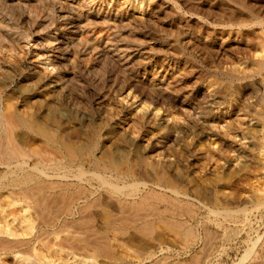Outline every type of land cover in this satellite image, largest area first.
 I'll use <instances>...</instances> for the list:
<instances>
[{
	"label": "rangeland",
	"instance_id": "obj_1",
	"mask_svg": "<svg viewBox=\"0 0 264 264\" xmlns=\"http://www.w3.org/2000/svg\"><path fill=\"white\" fill-rule=\"evenodd\" d=\"M72 1L56 0L58 5L64 4L62 6ZM235 1L92 0L93 6L87 11L68 13L62 7L65 11L62 10V14L59 9H53L50 0H0V110L5 112L9 107L8 112L38 119L57 136L63 135L66 141L71 138L72 143L86 145L88 150L94 147L89 160L91 164L79 160L73 162L74 165L59 157L61 150L58 151L60 154L55 152L58 154L54 155L57 147L45 143L43 137L30 131L19 133L21 138L32 143V147H28L33 150L35 147L34 151L38 153V157L30 158L29 165H40L37 169H43L51 176L44 175V180L53 178L52 181L58 183L70 182L67 184L71 191L81 192L77 202L81 206L84 200L86 203L93 199L105 205L95 207V204L92 210L97 215L95 223L101 230L99 234L103 239L107 236L106 242L112 240L107 243L114 244L111 245L115 256L98 257L93 262L91 258L78 255L83 261L78 260L75 264H139L140 259L135 261L139 257L136 258L135 253L139 254L141 248L140 251L146 252L155 246L159 251L158 260H145L143 264L264 262V122L259 116L264 110V87L259 84V74L252 69L254 60L264 53L260 43L262 30L259 26L238 27L231 21V16L238 11ZM246 1L254 3L257 0ZM51 53L59 61L53 72L55 78L48 81L41 67H32V60L39 56L44 59ZM47 145L52 147L49 151L55 147L53 156L57 161V157L61 160L52 162L60 163L61 169L69 168L68 171L55 168L57 166L51 161L48 164L47 159H43L46 166L40 162L45 154L51 153L42 152L40 157L41 149L48 150ZM92 154L99 160L107 158L102 163L108 166L104 170L101 167L95 169ZM110 158L117 160L113 163H119V166L124 163L125 170L120 166L123 172H132L133 176L129 177L126 172L127 175L115 173L109 166ZM149 162H159L156 169L176 179L187 194L177 197L165 182L158 183L157 172L156 175L152 173L155 164L152 170ZM68 164L73 165L69 167ZM80 164L87 171L86 176L81 177V171L78 172ZM8 170L0 164L1 173H9ZM55 170L57 173L53 172ZM30 171L37 173L36 176L39 174L36 168ZM92 172L105 175L121 187L137 183L138 191L133 195L135 197H126L128 190H123V196L118 195L109 185H102L103 181L100 182L99 176ZM9 174L3 177L4 180L0 177L3 187L10 182L6 178L12 180ZM195 187L202 195L193 193ZM1 189L0 212L5 208L9 210L12 200L8 188ZM153 190L157 192L155 196ZM55 192L57 190L52 193ZM145 193L154 203L148 200L149 204L162 213L159 217L153 209L151 212L155 215L150 212L146 216L151 222L156 218L152 239L139 231L133 235L142 222L127 228L106 222L104 216H109L112 210L113 215L120 216V202L140 201ZM173 201L181 204H176L179 209ZM224 205L229 208H223ZM103 206L108 213H104L107 210ZM226 212L233 213L231 216L235 218H226ZM69 219L72 218L61 217L57 222L59 227H53L54 230H59L60 224ZM175 220L185 225L183 233L186 228L196 235L194 240L188 239L190 245L183 233L182 238L180 231L177 234L176 229L169 226ZM28 227L25 226L26 230ZM45 227L42 228L43 244L34 243L43 253V264H71L72 258L65 249H57V234L53 233V228ZM73 228L84 231L78 225ZM121 229L128 231L124 233ZM162 229H166L165 233L168 230L167 233ZM63 232L60 234L64 235ZM157 235L161 239L156 238ZM123 240L127 245L122 243ZM10 259L7 264H17Z\"/></svg>",
	"mask_w": 264,
	"mask_h": 264
},
{
	"label": "bare ground",
	"instance_id": "obj_2",
	"mask_svg": "<svg viewBox=\"0 0 264 264\" xmlns=\"http://www.w3.org/2000/svg\"><path fill=\"white\" fill-rule=\"evenodd\" d=\"M19 1V0H17ZM51 1V5L53 6V9H59L58 11H62L63 8L65 7V11H67L68 13H71V12H78V11H83V10H86V9H90L91 8V5H92V0H73L72 2L70 3H67L65 6H62L64 4H60L58 5L56 0H50ZM95 1V0H94ZM104 1V0H103ZM234 1V0H233ZM250 1V0H249ZM48 2V1H47ZM60 3V2H59ZM235 3H237L238 5V11L236 13H234L232 16H231V21H233L236 25H238V27H250V26H259V28L262 30L261 33H262V37L260 38V43H261V47L262 49L264 50V0H257L255 1L254 3H250L246 0H236ZM93 6V5H92ZM63 7V8H62ZM135 8V7H134ZM111 9V8H110ZM64 11V10H63ZM64 11V12H65ZM87 11V10H86ZM84 11V12H86ZM93 11V10H92ZM147 11V10H146ZM204 11V10H202ZM227 11V10H226ZM89 12V11H88ZM105 12V11H104ZM107 12V11H106ZM208 12V11H207ZM62 13V12H61ZM135 13V12H134ZM143 13V12H142ZM232 13V12H231ZM63 14V13H62ZM67 14V13H65ZM91 14V13H90ZM117 14V12H116ZM120 14V12H119ZM123 14V13H122ZM142 15V14H141ZM145 15V14H144ZM148 17L150 16V13L147 12L146 14ZM230 15V14H229ZM66 16V15H65ZM113 16V15H112ZM136 16V15H135ZM106 17V16H105ZM116 17V16H115ZM145 17V16H144ZM100 18V17H99ZM122 18V17H121ZM134 18V17H133ZM140 18V16H139ZM147 18V17H146ZM151 18V17H150ZM115 19V18H114ZM132 19V18H131ZM144 19V18H143ZM142 18L140 20H143ZM121 20V19H120ZM134 20V19H133ZM146 20V19H145ZM149 20V18H148ZM230 20V18H229ZM70 21V20H69ZM72 21V20H71ZM116 21V20H115ZM72 24V23H71ZM232 24V23H230ZM234 24V25H235ZM65 25V24H64ZM113 27V26H112ZM258 28V27H257ZM259 29V30H260ZM62 33V36L64 35V33L61 31ZM60 38V36H59ZM56 39V38H55ZM56 41V40H55ZM59 41V39H58ZM53 44V43H52ZM51 44V45H52ZM57 44V43H56ZM25 47H28L27 45ZM30 47V46H29ZM27 49V48H26ZM29 50V49H28ZM263 53V51H262ZM258 59H253L254 60V63L252 64V69L254 70L253 72L255 74H259V84L260 86L262 85L264 87V53L263 54H260V56L257 57ZM59 58H57L56 56L52 55H49L48 57L46 56V58L43 59V57H37V58H34V60H32L34 63H32V67H41V69H43L44 73L43 75L45 74V79L48 80V81H51L52 80V77H54L55 75L53 74L54 70L56 69L55 67L57 66L56 64L58 63V60ZM247 67V66H246ZM36 70V69H34ZM40 70V69H39ZM41 72V71H40ZM42 73V72H41ZM247 74V73H246ZM239 75V74H238ZM237 75V76H238ZM250 75V74H249ZM261 75V76H260ZM235 76V75H234ZM240 76H242L240 74ZM239 77V76H238ZM55 78V77H54ZM232 79V77H230ZM244 78V77H243ZM237 79V78H236ZM241 79V78H240ZM54 80V79H53ZM67 80V79H66ZM232 81V80H231ZM237 81H239L237 79ZM55 96V95H54ZM60 96V95H59ZM9 107H7L8 109ZM3 112V110L0 112V164H3L5 166H7V168L9 169L8 171H10L9 173L6 171V174H3L0 172V177L2 178V180H4V176L6 177L8 174L10 176H12V180H10L11 178H6L8 181L9 184L5 187H3V184L1 185V178H0V189L2 188H8L7 190L9 191V194L10 196L12 197V200L9 201V206L11 207L9 210L8 209H2V211L0 212V264H7V260H9L10 258H12V260H14L17 264H43V253L39 250H37L35 247V244L36 241L37 243L38 242H43V226H46V227H49L50 229H52L53 227L55 228V226H57V222H60V218L61 217H64V216H68L69 218L71 217L72 219H69L68 220H65L64 223L61 225L60 224V231L56 228V230H54V228L52 229L53 230V233L54 234H57L56 236V239H57V243H56V247L57 249L61 250V249H65L66 253L68 256H70L72 258V262L71 264H75L77 263L76 261L78 260H82V258H79L78 255L80 256H84V257H88V258H91L90 260L94 262V260L98 257H110L112 256H115V252L112 248V245L114 244H108L107 242H109V240L106 242V237H104L103 239V236H101L99 233H101L100 229H98V226L97 224L95 223L96 219H97V215L96 213L92 210V207L95 205V207L97 205H104V203H101V202H97L98 200H95V201H87L85 203L86 200H84V204L83 206H81L78 202L79 200V197H81L80 195H78L79 193L81 192H77L79 189L77 187V193L75 194L73 191H71V189H69V183L66 182V183H62V182H55V181H52V179H46L44 180L43 179V176L45 175L46 177L50 178L51 176L47 173V172H44L45 170L43 169H37L38 167H40L39 163L41 161H43V159H47V163L50 164L49 162L51 161V164H55V168H60L59 167V164L58 163H53L55 160H56V156L54 157L53 156V153L52 151H54L55 147L53 148V150L51 151V153H49V147L51 146H48L50 145L49 143H51L53 146H56V150L57 151H54V155H57L59 152V150H61L60 152L62 153V155H60L59 157H62L66 160V162L68 163H73V162H82L84 160L86 161H89L90 160V156H91V151L94 147L90 148V150H88V146L87 148H85V146H81L80 144L77 145V144H74L72 143V139L70 138L69 140L71 142L66 141L65 138L62 136H57L52 130H50L47 126H45L46 124L43 123L41 124L39 121H37L38 119H35V120H32V119H27L25 117H23L22 115L20 116L18 113H15V112H8L10 111L8 109V111ZM257 115V114H256ZM259 116L261 117L260 119L263 120L264 122V110L261 111V113L259 114ZM258 117V116H257ZM42 120V119H41ZM45 124V125H44ZM165 128V127H164ZM163 128V129H164ZM74 130V129H73ZM22 131H30L32 134H36L37 136H40V137H43V141H47L48 145L46 146L48 148L45 149L46 151H44V149H41V153H40V149H38L39 153H40V157L43 155L42 152H44V154L47 152L49 154H45L42 158V160H40V162L37 164L39 166H30L29 165V161H30V158H32L33 155L37 156L38 157V153L35 150V147H34V150L31 148L32 147V143L30 142L29 144V140L26 139V138H21V136H19L20 132ZM35 136V135H34ZM39 137V138H40ZM68 137V136H67ZM166 138V137H165ZM41 139V138H40ZM42 140V139H41ZM165 141V140H164ZM46 143V142H45ZM44 143V144H45ZM164 144V142H163ZM28 145H30L31 149L28 147ZM46 145V144H45ZM159 147V146H158ZM52 148V147H51ZM60 148V149H59ZM43 150V151H42ZM55 152H58V153H55ZM60 154V153H59ZM104 155V154H103ZM92 157L93 159H91V161L93 162V165H95V169H98V168H103L104 170V167L108 166L106 165L105 163H102L104 162V160H107V158L105 159L104 157V160L101 158V160L98 159L97 156H95L94 154H92ZM45 157V158H44ZM59 157L58 158V161H59ZM97 157V158H96ZM108 157H110V155H108ZM112 158V157H111ZM110 158V161H112ZM114 158V157H113ZM41 159V158H40ZM64 160V161H65ZM115 160V159H114ZM39 161V160H38ZM49 161V162H48ZM53 161V162H52ZM56 160V162H58ZM63 161V160H62ZM109 161V160H108ZM117 160L115 161H112L111 164H109V166L111 168H113L115 170V173H118V174H125V172H123L125 170V168L122 166L124 163L121 161L120 163H123V164H120V166H122L124 168V170H122L123 168L120 167L119 163H113V162H116ZM130 161V160H129ZM16 162V163H15ZM61 162V160L59 161ZM12 163H15L13 166H12ZM42 163V162H41ZM44 163V161H43ZM85 163V162H83ZM90 163V161H89ZM108 163V162H107ZM127 163V161H126ZM129 163V162H128ZM138 162H136V165H138L139 167V163L137 164ZM145 163V162H144ZM141 164V165H144ZM150 163V162H149ZM45 166H46V162L44 163ZM44 164H41V165H44ZM47 164V166H49ZM64 164V162H63ZM69 165L72 166V165ZM91 164V163H90ZM151 164V163H150ZM149 164V165H150ZM155 164V169L152 165ZM154 164H151V167L153 168H150V169H154V171H152V173L154 172H157L160 180L157 178L158 176H156L155 178H157L158 180V183L159 181H161L162 183L165 182V185L170 189L171 192H173L175 194V196H179L181 194H187L185 188L178 182H176L175 180H173L171 177L169 178V175L168 177L166 176L167 174H165V171H159L156 169V167L160 166V163L157 162H154ZM61 165V164H60ZM75 165V164H74ZM84 165V164H83ZM129 165V164H128ZM131 166L133 165L132 163L130 164ZM135 165V166H136ZM163 165V163L161 164ZM65 166V164H64ZM78 166V164L76 165ZM81 164L79 165L78 167V172L81 171V177L83 175L86 176V173L87 171L83 170L81 167ZM44 167V166H42ZM53 167V166H51ZM63 167V166H62ZM66 167V166H65ZM68 167V166H67ZM126 167V166H125ZM128 167V166H127ZM137 167V166H136ZM137 167V169H138ZM164 167V166H163ZM38 171V176L37 173L36 174H33V172L31 173L30 170L34 169ZM47 168V167H46ZM45 168V169H46ZM50 168V166H49ZM54 168V167H53ZM54 168V169H55ZM81 170H80V169ZM132 168V167H130ZM148 168V167H147ZM61 169V168H60ZM69 169V168H68ZM68 169L66 168H62L61 170H67ZM85 169V167H84ZM106 169V168H105ZM110 169V168H109ZM112 169V170H113ZM136 169V168H135ZM48 170V169H47ZM53 170V169H51ZM58 171V169H56ZM53 171V172H56ZM60 170V171H61ZM88 170V169H87ZM102 170V171H103ZM129 170V168H128ZM132 170V169H131ZM130 170V172H131ZM157 170V171H155ZM63 171V172H64ZM89 171V170H88ZM35 172V171H34ZM51 172V171H50ZM86 172V173H85ZM100 172V171H99ZM114 172V171H113ZM123 172V173H122ZM8 173V174H7ZM52 173V172H51ZM57 173V172H56ZM60 173V172H58ZM67 174H70L68 172H66ZM80 173V172H79ZM78 173V174H79ZM94 172H92L93 174ZM128 173V172H126ZM132 173V172H131ZM131 173H128L129 177L130 175H132ZM134 173V172H133ZM135 173H136V170H135ZM138 173V172H137ZM95 174V173H94ZM40 175V176H39ZM64 175V173L62 174ZM66 175V174H65ZM127 175V174H125ZM124 175V176H125ZM137 175V174H136ZM156 175V174H155ZM251 175V174H249ZM14 176V177H13ZM55 175H53L54 177ZM61 176V175H60ZM59 176V177H60ZM77 176V175H76ZM79 176V175H78ZM95 176H99V179L100 182H102V185L106 186V185H109V187H111L116 193H121V195L123 196V190H128L129 193H125L126 197L129 196V195H136L137 191H138V188H139V185L137 183H128L127 185H125L124 187L120 186L118 183H114V182H111L108 180V178L106 177L105 178V175H102V174H99V173H96ZM133 176V175H132ZM131 176V177H132ZM57 177V176H56ZM65 178H67L66 176H64ZM94 177V176H93ZM120 177V176H119ZM63 178V177H62ZM133 178V177H132ZM135 178V177H134ZM146 178V177H145ZM5 179V180H6ZM68 179V178H67ZM66 179V180H67ZM97 179V177H96ZM98 179V180H99ZM6 180V181H7ZM62 180V179H60ZM133 180V179H132ZM136 180V179H134ZM63 181V180H62ZM113 181V180H112ZM64 182H65V179H64ZM68 183V184H67ZM161 183V184H162ZM7 184V183H5ZM101 184V183H100ZM106 184V185H105ZM141 184V183H140ZM144 184V183H143ZM164 185V184H163ZM9 186V187H8ZM69 186V187H68ZM72 187V186H71ZM107 187V186H106ZM108 187V188H109ZM73 188V187H72ZM75 188V186H74ZM126 188V189H125ZM196 188V187H195ZM198 188V187H197ZM194 189L193 190V193L196 194V195H202V192L201 190L199 191V189ZM1 189V190H2ZM3 190H6V189H3ZM55 190H57V192L55 193H52L54 192ZM81 191V188L80 190ZM86 191V190H85ZM141 191V190H140ZM148 191V190H147ZM152 191V190H150ZM155 191V190H153ZM149 192V191H148ZM83 193V191H82ZM85 193V192H84ZM114 193V192H113ZM115 193V194H116ZM147 193V192H146ZM145 193V195H146ZM150 193V192H149ZM148 193V194H149ZM154 193V192H152ZM157 192L155 191L154 193V196ZM159 194V193H158ZM84 195V194H83ZM143 196L142 199L140 201H136V200H133L132 203H126L125 201H122L120 202V208H121V211L120 212V216H118L116 213L113 215V210L112 211H108L104 206V208L107 210L106 212H104L105 214L106 213H110L109 216H107V214L104 216L106 219L107 218V221L106 222H112L114 224H119L121 227H125L127 228L128 226L132 225L133 223H136V222H142V225L139 227L140 229H137L136 232H134L135 234L133 235H136V233H141V235H143L144 237H148V238H153V229L154 228V218L153 219V222H151L150 220H146V216H149L148 214L151 212V210L155 209L154 206L152 204L153 201H150V197H147L148 195L146 196ZM150 195V194H149ZM162 196V194H160ZM159 195V197H160ZM204 195V194H203ZM79 196V197H78ZM151 196V195H150ZM135 197V196H133ZM132 197V198H133ZM141 197V196H140ZM176 197V198H177ZM129 198V197H128ZM158 198V197H156ZM174 198V197H173ZM134 199V198H133ZM161 200L163 199V196L160 198ZM199 199V198H198ZM260 199V198H259ZM263 199V198H262ZM148 200L152 203L151 205L149 204ZM157 200V199H156ZM159 200V199H158ZM160 200V201H161ZM166 200V199H165ZM169 200V199H168ZM218 200V199H217ZM100 201V200H99ZM170 201V200H169ZM172 201V200H171ZM176 201V200H175ZM175 201H173L174 203L172 204H177V202L175 203ZM181 201V200H180ZM227 201V200H226ZM104 202V201H103ZM129 202V200H128ZM179 202V201H178ZM225 201H223V204H224ZM262 202V201H261ZM79 204V205H76ZM226 203V202H225ZM264 203V200L262 202V204ZM129 204V205H128ZM260 205V203H258ZM177 205H180L181 204H177ZM176 205V206H177ZM232 205V204H231ZM258 205V206H259ZM8 206V207H9ZM156 206V205H155ZM183 206V205H182ZM226 208L228 207L227 205H224L223 208ZM172 207V206H171ZM108 208V207H107ZM175 208V206L173 207ZM178 208V206L176 207ZM180 208V207H179ZM178 208V209H179ZM229 208V207H228ZM77 209V211H76ZM127 209V210H126ZM172 209V208H171ZM187 209V208H186ZM156 211H152L154 213H156L157 215V212L159 210L155 209ZM188 211L189 208L187 209ZM105 211V210H103ZM168 211V210H167ZM166 210L164 212H167ZM174 211V210H173ZM220 211V210H218ZM150 213L151 214H154V213ZM163 212V213H164ZM169 212V211H168ZM192 212V211H190ZM223 212L225 213V211L223 210ZM222 212V213H223ZM78 213V214H77ZM103 213V212H102ZM114 216L113 218H111L110 216L111 215ZM160 212H158V215L160 217ZM176 213V211H175ZM193 213V212H192ZM221 213V212H220ZM227 213V217L228 216L232 219H234L235 217H232L230 214V212H226ZM78 216H77V215ZM100 214V213H99ZM189 214V212H188ZM219 214V213H218ZM76 215V216H75ZM103 215V214H102ZM118 217H117V216ZM155 215V214H154ZM163 216V215H162ZM161 216V217H162ZM165 216H167L165 214ZM75 217H78V219H74ZM103 217V216H102ZM117 217V218H116ZM157 217V218H159ZM224 217V216H223ZM170 218V217H169ZM169 218H166L169 219ZM229 218V219H230ZM103 219V220H104ZM165 219V217H164ZM163 218L161 219V221L159 223H161L163 220ZM72 220V221H70ZM102 220V221H103ZM158 220V219H157ZM172 220V219H171ZM159 221V220H158ZM167 221H170V220H167ZM177 221H181V220H177ZM75 222V223H74ZM165 222V221H164ZM62 223V222H61ZM79 226V227H82V230L84 229V231L81 232V230L78 229V231L81 232L78 233V235H76L75 232H78L76 231L75 228H73L75 225ZM169 223V222H168ZM106 224V223H104ZM156 224V223H155ZM162 224V223H161ZM166 224V223H165ZM164 224V225H165ZM29 226L26 230L25 226ZM107 225V224H106ZM111 225V224H109ZM157 225H160V224H157ZM155 225V226H157ZM167 225V224H166ZM165 225V226H166ZM171 225V227L173 226L174 229H176V233L177 231L179 233V235L182 237V231H184L183 229V226H185L184 224L182 225L180 222H175L174 223H169V226ZM168 226V227H169ZM45 227V228H46ZM59 227V225H58ZM108 227V226H107ZM135 227V226H134ZM135 227V228H137ZM167 227V226H166ZM124 228V229H125ZM131 228V227H130ZM133 228V226H132ZM158 228V227H157ZM156 228V229H157ZM180 228H182L180 230ZM74 229V233H72ZM108 229V228H107ZM111 229V228H110ZM115 229V228H114ZM129 229V228H128ZM168 229V228H166ZM164 229V230H166ZM178 229V230H177ZM191 229V228H190ZM65 230L69 231L68 233L65 232ZM112 230V229H111ZM130 230V229H129ZM163 230V229H162ZM160 230V231H162ZM163 230V231H164ZM186 232L183 233V236H184V239L186 238L187 242H188V239L190 238H193L192 240H194V238L196 237V235L190 231V230H187L185 228ZM66 233H64V232ZM121 231H124L121 229ZM128 230L124 231V233H127ZM158 230V232H160ZM168 231V230H167ZM166 231V233H167ZM170 231V230H169ZM60 232H63L64 235H61ZM106 232V231H105ZM108 232V231H107ZM106 232V233H107ZM118 232H120L118 230ZM173 234L175 231H171ZM169 232V233H171ZM210 232V231H209ZM163 233V232H161ZM160 233V235H161ZM165 233V231H164ZM165 233V234H166ZM168 233V235H170ZM229 233V232H228ZM155 234H157L155 232ZM173 234H171L173 236ZM178 234V233H177ZM123 235V234H122ZM127 235V234H126ZM131 235V234H130ZM139 235V234H137ZM159 235V234H158ZM157 235V236H158ZM170 235V236H171ZM211 235V234H210ZM229 235V234H228ZM132 236V235H131ZM179 236V238H180ZM109 237V236H108ZM133 237V236H132ZM143 237V238H144ZM175 238V235L173 236ZM172 237V239H174ZM176 237L178 238V236L176 235ZM110 238V237H109ZM119 238V237H118ZM142 238V239H143ZM158 239H161L158 237H156ZM154 237V239H156ZM171 238V237H170ZM176 238V239H177ZM178 238V239H179ZM183 238V237H182ZM262 238V237H261ZM108 239V238H107ZM132 239V238H131ZM137 239V238H136ZM139 239V238H138ZM153 239V240H154ZM157 239V240H158ZM177 239V240H178ZM121 240V238L119 239ZM141 240V239H140ZM145 240H148L147 238ZM175 240V239H174ZM179 240H182V239H179ZM191 240V239H190ZM189 240V241H190ZM112 241V240H111ZM110 241V242H111ZM130 241V239L128 240ZM136 241V240H135ZM135 241H132V242H135ZM139 241V240H138ZM183 241V240H182ZM109 242V243H110ZM118 242V241H117ZM122 242V241H120ZM119 242V244H120ZM137 242V241H136ZM185 242V241H184ZM122 243H127L123 240ZM130 243V242H129ZM162 243V242H161ZM186 243V242H185ZM43 244V243H42ZM53 244V243H52ZM124 244V245H125ZM134 244V243H133ZM159 244V243H158ZM189 244V242H188ZM192 244V242H191ZM34 245V246H33ZM38 245V244H37ZM121 245V244H120ZM123 245V244H122ZM121 245V246H122ZM127 245V244H126ZM136 245V244H135ZM190 245V244H189ZM188 245V246H189ZM161 246V245H160ZM116 247V246H115ZM120 247V246H119ZM149 247V246H148ZM152 247V246H151ZM156 247V246H155ZM155 247H153L155 249ZM159 247V246H158ZM157 247V248H158ZM45 248V247H44ZM121 248V247H120ZM141 248V247H140ZM145 248V247H143ZM250 248V247H249ZM63 249V250H64ZM127 249H128V246H127ZM126 249V250H127ZM135 249H138V248H135ZM147 249V248H146ZM151 249L150 247L148 248V251L145 252L144 251H140L142 250L139 249V254L136 252L135 255H136V258L137 256L138 259L135 261H139L140 259V262L139 264H143L145 260H149V261H152L154 259L158 260V249ZM56 250V249H55ZM58 250H56L55 252H57ZM131 250V249H130ZM134 251V250H133ZM158 251V252H157ZM135 252V251H134ZM133 252V253H134ZM252 252V251H251ZM250 253V252H249ZM119 254V253H118ZM116 254V255H118ZM66 255V254H65ZM120 255V254H119ZM129 255V254H128ZM199 255V254H198ZM121 257L118 256L117 258ZM135 257V256H134ZM67 258V256H66ZM129 258V257H128ZM193 258V257H192ZM108 259V258H107ZM161 259V258H160ZM159 259V260H160ZM11 260V259H10ZM114 260V259H112ZM196 260V259H195ZM83 261V260H82ZM118 261V260H117ZM119 261H120V258H119ZM122 261V260H121ZM133 261V260H132ZM155 261V260H154ZM161 261V260H160ZM158 261V262H160ZM187 261V260H186ZM248 261V260H247ZM114 262V261H113ZM116 262V261H115ZM157 262V261H156ZM191 262V261H190ZM254 262V261H253ZM14 263V262H13ZM64 263V262H62ZM122 263V262H121ZM15 264V263H14ZM67 264V263H65ZM89 264V263H87ZM124 264V263H123ZM248 264V263H247ZM249 264H254V263H249ZM259 264H264V262H261Z\"/></svg>",
	"mask_w": 264,
	"mask_h": 264
}]
</instances>
